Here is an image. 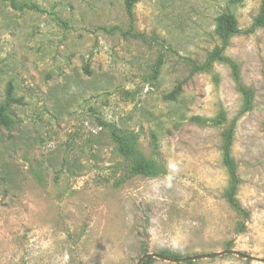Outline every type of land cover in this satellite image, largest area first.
Masks as SVG:
<instances>
[{
  "label": "rangeland",
  "instance_id": "1",
  "mask_svg": "<svg viewBox=\"0 0 264 264\" xmlns=\"http://www.w3.org/2000/svg\"><path fill=\"white\" fill-rule=\"evenodd\" d=\"M260 4L137 0L129 15L125 0H0V103L8 83L15 98L12 125H0V264H136L144 250L227 249L141 264H264V27L249 31ZM226 11L240 32L223 53L253 93L246 112L228 65L189 63L220 43L215 20ZM230 125L241 212L223 197ZM113 127L134 133L162 172L131 175Z\"/></svg>",
  "mask_w": 264,
  "mask_h": 264
},
{
  "label": "trees",
  "instance_id": "2",
  "mask_svg": "<svg viewBox=\"0 0 264 264\" xmlns=\"http://www.w3.org/2000/svg\"><path fill=\"white\" fill-rule=\"evenodd\" d=\"M137 0H125V7L129 15H131L132 5ZM258 27H264V0H261L260 8L258 13L254 16L249 31L254 30ZM240 29L238 28L236 18L231 12H221L215 20V29L214 33L219 40V44L213 47L211 51L208 52L206 58L203 62L197 63L196 61L189 59V63L192 66V71L196 72L199 70L209 69L213 62L219 61L226 65L231 70V75L234 82L237 85L238 91L241 93V112H246L252 108L253 105V93L250 88L245 87L240 82L238 65L236 62L226 56L223 51L227 46L229 39L235 34L239 33ZM163 62L161 56L157 58L153 68V78H156L158 75L159 68ZM181 91V83H178L170 92L164 95L165 99L173 100ZM15 101V98L12 95V86L8 83L5 89V97L2 103H0V125L4 127H10L13 123L12 117L9 115V107L12 102ZM222 116H218L211 121L214 124H219L221 122ZM193 120L201 121L198 117H193ZM202 122H204L202 120ZM111 138L115 144L117 152L129 161L128 172L131 175H144V176H156L162 172V168L154 160L146 158L139 150L136 145L137 139L134 133L118 129L113 127L111 130ZM221 156L222 164L226 169L228 183L223 192V197L226 201L238 211H243L241 208L236 194L238 191V186L240 184V177L237 172L236 162L231 155V145L233 139V127L230 125L229 128L224 129L221 132ZM154 139V136H151ZM239 230H241V223L239 224ZM228 250V249H227ZM144 254L148 253L146 250L143 251ZM143 254V255H144ZM161 254L167 258H179L178 256L172 254L169 251H162ZM152 259V256L145 258L143 261H149Z\"/></svg>",
  "mask_w": 264,
  "mask_h": 264
},
{
  "label": "water",
  "instance_id": "3",
  "mask_svg": "<svg viewBox=\"0 0 264 264\" xmlns=\"http://www.w3.org/2000/svg\"><path fill=\"white\" fill-rule=\"evenodd\" d=\"M223 253H233V251L232 250H223L221 252L191 255V256H185V257L175 258V259L164 257V256H162L161 254H158V253H146V254L142 255L141 257H139V259L137 260L136 264H141L142 261L145 258L149 257V256H153V257H156V258H159V259L172 261V262H180V261H184V260H195V259L202 258V257L210 258V257L216 256V255H219V254H223ZM234 254H236V255H238L239 257H242V258H246V259L250 258L249 255H246V254L241 253V252H235L234 251Z\"/></svg>",
  "mask_w": 264,
  "mask_h": 264
}]
</instances>
